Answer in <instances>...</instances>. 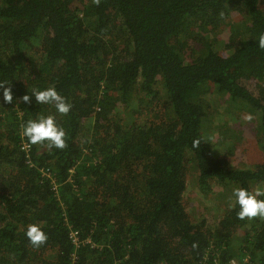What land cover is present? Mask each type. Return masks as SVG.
I'll use <instances>...</instances> for the list:
<instances>
[{"label":"trees","instance_id":"16d2710c","mask_svg":"<svg viewBox=\"0 0 264 264\" xmlns=\"http://www.w3.org/2000/svg\"><path fill=\"white\" fill-rule=\"evenodd\" d=\"M261 33L264 0H0V83L13 94L5 103L0 88V264H264V218L239 220L232 201L216 223L193 222L183 202L188 160L203 189L264 190V158L231 166L205 132L206 95L226 97L257 116L253 147L240 130L232 147L264 153ZM188 41L202 47L190 59ZM51 86L72 105L57 114L62 150L21 134L54 113L31 94ZM148 96L164 98L158 120L122 119ZM30 223L48 235L39 248Z\"/></svg>","mask_w":264,"mask_h":264},{"label":"rangeland","instance_id":"374dc122","mask_svg":"<svg viewBox=\"0 0 264 264\" xmlns=\"http://www.w3.org/2000/svg\"><path fill=\"white\" fill-rule=\"evenodd\" d=\"M213 37V36H212ZM188 49L185 52L186 57L190 59L191 49H194V54H198V50L201 49L199 43H191L188 41ZM27 48V54L32 58L24 62L26 71H34L37 63L40 60V55L36 54L34 50L29 47ZM7 58L11 59L12 55L10 53H5ZM23 64V63H22ZM161 89V88H160ZM160 94L163 95L164 91L159 90ZM152 97H146L143 99V103L133 104V112L129 113L128 116L122 114L123 120L130 122L133 119L152 117L158 120V110L159 107L156 106L157 103L162 102L164 98L159 97L158 100L152 101ZM207 101L211 102L210 108L206 120V135L210 138L211 143L217 145L219 150L227 155V159L231 166L234 167H253L254 160H258L261 157L264 158V153L254 152V155H248V153L239 152L238 147H232L233 139L236 135V130L238 133H243V137H248L249 142L246 144H252L255 138V132L252 129L256 126L257 116H251V113L246 108H233V105L228 103L226 97L217 96L216 94H207ZM159 101V102H158ZM135 106V108H134ZM251 116L252 119L248 120L247 117ZM231 136L233 139L231 140ZM185 178H186V188L183 193V202L185 208L189 214L190 219L194 221L205 220L209 224L216 223L221 216L224 214L227 208H229L232 201L230 199L231 191L235 188L232 183L229 184H212L209 189H203L198 183V171L195 164L190 160L185 163ZM254 191V189H253Z\"/></svg>","mask_w":264,"mask_h":264},{"label":"clouds","instance_id":"9594fccd","mask_svg":"<svg viewBox=\"0 0 264 264\" xmlns=\"http://www.w3.org/2000/svg\"><path fill=\"white\" fill-rule=\"evenodd\" d=\"M257 44L259 48L264 49V33L259 35ZM4 85L5 83H0V88H4V102L11 104L13 102L12 90L10 87L5 88ZM31 94L34 96L36 104L52 106L55 111L53 114L37 115L34 119L24 122L21 128L22 136L26 138L29 145H46L51 149H64L67 133L58 123L57 114L67 115L71 111L72 105L57 91L55 86L33 90ZM31 99L32 97L29 95L22 97L25 103H30ZM247 119L251 120L252 117L248 116ZM261 196H264V190L261 189L250 191L244 187L233 188L230 199L239 206L236 213L237 218L239 220L264 218V199H258ZM24 235L35 248L41 247L48 240V235L40 223L28 224Z\"/></svg>","mask_w":264,"mask_h":264},{"label":"built area","instance_id":"2783aa9c","mask_svg":"<svg viewBox=\"0 0 264 264\" xmlns=\"http://www.w3.org/2000/svg\"><path fill=\"white\" fill-rule=\"evenodd\" d=\"M21 148L24 149L26 151V153H28L30 146L27 143H23ZM69 239L71 240L72 244L77 246L78 243L80 242L79 241V233H78V231L70 228Z\"/></svg>","mask_w":264,"mask_h":264}]
</instances>
